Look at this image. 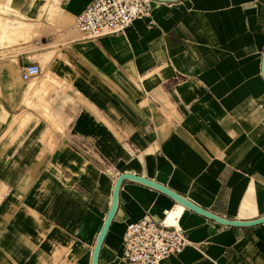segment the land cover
I'll list each match as a JSON object with an SVG mask.
<instances>
[{"label": "crops", "instance_id": "crops-1", "mask_svg": "<svg viewBox=\"0 0 264 264\" xmlns=\"http://www.w3.org/2000/svg\"><path fill=\"white\" fill-rule=\"evenodd\" d=\"M6 1L26 41L0 50V264H93L122 174L264 217V0L152 1V25L99 39L74 28L94 0ZM180 206L124 181L99 264H128L127 226L170 213L189 245L161 264H264V223Z\"/></svg>", "mask_w": 264, "mask_h": 264}, {"label": "built area", "instance_id": "built-area-1", "mask_svg": "<svg viewBox=\"0 0 264 264\" xmlns=\"http://www.w3.org/2000/svg\"><path fill=\"white\" fill-rule=\"evenodd\" d=\"M147 19L153 24L150 0H94L74 21V28L86 39L124 34L135 21ZM38 65L22 69V79L38 77ZM189 245L187 232L172 224L168 215L157 220L148 214L130 223L123 236L122 259L128 264H161L171 256L183 253Z\"/></svg>", "mask_w": 264, "mask_h": 264}, {"label": "water", "instance_id": "water-1", "mask_svg": "<svg viewBox=\"0 0 264 264\" xmlns=\"http://www.w3.org/2000/svg\"><path fill=\"white\" fill-rule=\"evenodd\" d=\"M150 1H153V2H179L182 0H150ZM262 74L264 77V56H263V64H262ZM126 180H132V181L147 185L151 188H154V189L166 194L167 196L172 198L177 203L183 205L187 209H190L191 211H193L197 214H200L204 217H207V218H209V219H211V220H213V221H215L221 225L242 228V227L257 226V225L264 223V217L257 219V220H253V221H231V220H227V219L218 217V216L210 213L209 211L201 209L200 207L196 206L195 204L190 202L188 199H186L184 196L179 195L178 193L168 189L167 187H165L163 185H160L158 183H155L154 181H151L149 179L139 177V176H136L133 174H122L117 179V182H116V185L114 188V193H113V204H112V207L109 211L105 225L103 227V230L100 234V237H99L97 244L95 246V249H94L93 264H99V258H100L101 250H102L103 245L105 243L106 236H107V234L111 228V225L114 221V218L117 214L118 205H119V193H120L121 185Z\"/></svg>", "mask_w": 264, "mask_h": 264}, {"label": "rangeland", "instance_id": "rangeland-1", "mask_svg": "<svg viewBox=\"0 0 264 264\" xmlns=\"http://www.w3.org/2000/svg\"><path fill=\"white\" fill-rule=\"evenodd\" d=\"M15 16L18 15L12 11L10 2L0 0V50L14 46L20 40L26 41L21 35L10 33V31H14L16 26H18V20L12 18Z\"/></svg>", "mask_w": 264, "mask_h": 264}, {"label": "bare ground", "instance_id": "bare-ground-1", "mask_svg": "<svg viewBox=\"0 0 264 264\" xmlns=\"http://www.w3.org/2000/svg\"><path fill=\"white\" fill-rule=\"evenodd\" d=\"M185 208L186 207H184L183 205H181L180 206V211H183ZM179 217H180V213L179 214L178 213H170L168 215V220H169L170 223L175 224L178 227Z\"/></svg>", "mask_w": 264, "mask_h": 264}]
</instances>
